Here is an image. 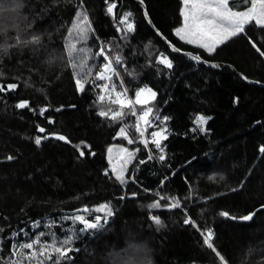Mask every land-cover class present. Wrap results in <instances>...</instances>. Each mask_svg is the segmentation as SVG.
Instances as JSON below:
<instances>
[{
    "label": "trees",
    "instance_id": "1",
    "mask_svg": "<svg viewBox=\"0 0 264 264\" xmlns=\"http://www.w3.org/2000/svg\"><path fill=\"white\" fill-rule=\"evenodd\" d=\"M109 2L116 4L115 18L107 13L106 0H0V86L5 88L0 92V228L4 229L0 258L9 254L6 246L13 231L24 228L33 238L39 231L54 232L61 240L74 227L77 235L72 247L79 251L70 252L71 259L61 264H114L113 257L130 245L141 250L140 258L148 264H220L200 233L183 223L186 208L201 229L214 231V246L227 264H264V153L259 151L264 146V57L251 46L255 43L264 51V30L254 23L246 26L245 34L209 56L175 35L174 29L182 24V0H143L155 30L181 48L175 54L150 29L135 0ZM246 6L241 4V10ZM77 10L87 13L94 29L86 42L79 41L75 31L69 32ZM129 12L136 31L120 51L135 76L120 69L121 77L131 97L138 85L148 84L157 91L152 104L161 118L170 117L168 139L163 142L165 162L158 160L151 144L156 158L147 160L148 150L139 143L133 116L116 122L97 116L101 107L116 106L107 100L95 104L97 93L91 88L78 93L67 63L71 43L97 51L96 37L107 41L118 36L115 25ZM33 35L39 36L38 45L22 43ZM161 52L174 58L172 73L157 75L149 64ZM185 52L201 54L202 60L221 67L203 66ZM100 63L99 58L89 61L90 79ZM10 83L17 88L8 90ZM21 100L29 101L28 108H15ZM42 107L47 109L44 116L39 115ZM199 114L210 117L206 133L192 131ZM46 117L54 123L49 124ZM37 125L45 133H39ZM123 125L129 126L131 145L116 136ZM49 133L64 135L70 143L49 137L35 144L36 136ZM112 146L134 152L125 172L128 183L123 186L109 168L107 152ZM192 157L197 160L189 165ZM141 160L145 163L140 164ZM216 172L223 179L209 181L208 176ZM165 176L168 179L161 185ZM132 192L137 196L132 197ZM157 193L178 197L182 208L148 209L159 199ZM104 203L110 204L114 216L95 234L79 232L78 222L60 220L77 209L81 211L75 214L94 219V210L82 209ZM222 211L230 217L254 215L247 222L234 221L221 217ZM150 215H158L161 224L151 221ZM33 222H39V228H31ZM41 239L50 242L51 237Z\"/></svg>",
    "mask_w": 264,
    "mask_h": 264
},
{
    "label": "snow or ice",
    "instance_id": "2",
    "mask_svg": "<svg viewBox=\"0 0 264 264\" xmlns=\"http://www.w3.org/2000/svg\"><path fill=\"white\" fill-rule=\"evenodd\" d=\"M143 3V0H140ZM107 13L115 18L114 9L115 3H110L106 0ZM241 4L247 5L241 10ZM82 8V5L79 6ZM132 14L124 13L120 16L118 23L115 25V32L118 36H113L111 40H101L96 37L97 51H92L90 48L85 46H79L77 43H71L67 48V63L72 69L75 90L78 93H85L91 88L97 93L95 104H102L106 96L109 104L115 105L116 107H110L101 109L97 112V116L108 119L112 122L122 121L125 116L131 115L135 118V131L139 134V143H141L145 149L148 150L147 160L151 161L156 158L153 155V149L149 147L151 144L154 146L155 152L158 154V160L160 162L166 161L165 147L163 142L168 139L167 121L170 119L169 116H163L161 118L158 110L152 102L156 101L157 91L150 87L148 84L143 86H137L134 92V98L128 96V90L124 85V80L121 77L120 69L131 76H135L134 72H129L127 69V59L121 54V47L126 45L129 38L136 31L135 24L131 21ZM147 17V13H145ZM180 16L182 17V26L174 29L175 35L188 45H195L201 49L203 53H207L209 56L215 54L217 49L221 45H225L232 38L238 37L246 32V26L252 25L259 27L264 30V0H241L238 3L237 0H182V7L180 8ZM76 19H74L72 28L69 32H76L79 41L86 42L89 34L94 35V29L89 20V16L82 10H77L75 13ZM151 23V21H149ZM116 40L121 41V44L116 43ZM18 43H21L18 41ZM22 43L38 45L40 38L37 35L31 37V41H23ZM252 48L256 50L261 57H264V51H261L255 43H252ZM172 52L181 53V48L175 47L169 44ZM185 56L189 57L198 63L208 64L211 68L221 67L219 64L210 63L207 60H202L201 54H193L191 52H185ZM93 58H99L102 63L99 64V70L95 71V78L90 79L92 76V69L89 67V61ZM149 64L156 68L157 75L172 73L174 69V58H169V55L161 52L154 57L153 61L150 59ZM247 80V77H243ZM119 81L117 84L116 81ZM251 83V81H249ZM17 84L10 83L7 85L8 90H15ZM5 88L0 86V92H4ZM167 103V101H165ZM29 101L21 100L16 105L17 109L28 108ZM137 106H140L139 109ZM47 109L42 107L39 109V115L44 116ZM60 111V109H56ZM49 124H53L54 121L51 117H46ZM210 117L203 115H197L194 121L196 127L192 129L193 132L199 131L200 133H206L204 125ZM128 125L119 127L116 132V136L127 141L129 145L134 143V140L129 137ZM149 128L155 129L151 131V140L145 138V133ZM39 133H45V128L37 125ZM53 137L58 141L70 143L68 138L64 135L49 133L46 136H36L35 144L39 146L42 139H48ZM79 148V145H75ZM113 149L108 148V164L111 169L112 176L115 177V181L120 185H126L128 179L125 178V172L127 171L128 164L132 161L134 152L129 151L128 148H120L117 157L112 156ZM139 151V149H136ZM259 151L264 153V146H261ZM79 155L83 157L85 153L80 151ZM7 160L14 159L13 156H7ZM196 157H192L187 163L192 164L196 161ZM145 160H141L140 164H144ZM105 176L109 175L107 169H105ZM130 179V178H129ZM168 179L167 176L160 181L161 185H164ZM211 179V177H210ZM223 179V177H221ZM147 191V189L145 190ZM159 199L148 204V209H175L179 210L182 208V201L176 197H168L159 195ZM132 197L137 196L136 192L131 193ZM119 199H125V196H121ZM185 199H188L186 197ZM264 207V205H262ZM95 211L94 219H87L85 215L75 214L79 213L81 209L75 210L72 215L61 216L62 222L71 221L73 225L76 222L82 227L79 228V232L95 234L105 228L109 222V218L114 216V210L108 203L100 204L94 209L87 207L83 208L82 211L89 213ZM190 210L184 209L185 219L183 223L191 226L194 230L198 231L203 237V244L214 253L220 261V264H227L225 256L217 250L214 246L213 237L214 231L210 228L201 229L199 224L188 216ZM100 213L103 214L100 215ZM219 215L223 218H230L231 220L239 221H250L253 218L254 213L248 215H241L239 217L231 216L228 212L222 211ZM150 220L156 225L161 224L160 217L158 215H150ZM31 228H39V222H33ZM64 230V229H62ZM68 234L63 239L57 240L54 232L45 233L39 231L37 234L30 235L29 231L24 228L19 229V232L13 231L9 237V244L6 246L9 250L7 258H0V264H61L62 260H70L71 257L68 255L72 251H79L73 249L72 244L74 237L77 235L75 228H69L66 230ZM4 232L3 228H0V233ZM49 235L51 237L50 242L48 240H42L41 237ZM24 237V238H21ZM4 249L0 248V251ZM140 249L134 246L129 248L119 255L113 257L114 264H148L147 261L141 260ZM251 251V250H250ZM53 254L55 258L53 259Z\"/></svg>",
    "mask_w": 264,
    "mask_h": 264
},
{
    "label": "rangeland",
    "instance_id": "3",
    "mask_svg": "<svg viewBox=\"0 0 264 264\" xmlns=\"http://www.w3.org/2000/svg\"><path fill=\"white\" fill-rule=\"evenodd\" d=\"M182 18V17H181ZM181 26H182V24H181ZM180 26V27H181ZM184 42V41H183ZM128 96L130 97V98H134V97H131L130 95H129V92H128ZM105 100H107L108 101V99H107V96H106V98H105ZM138 107H140V106H137V108ZM199 115H201V114H199ZM203 116H205V115H203ZM205 117H207V116H205ZM196 119V118H195ZM133 120H134V125H135V123H136V120H135V118L133 117ZM195 121V120H194ZM196 127V125H195V123H194V128ZM204 127H205V125H204ZM112 149H113V151H112V156H113V158H114V160H115V158L117 157V154H118V152H119V149L120 148H125V147H123V146H112L111 147ZM130 151V150H129ZM108 155H109V153L107 152V160H108ZM210 177H211V179H210ZM221 177H223V174H221V172H216V173H213V174H211V175H209L208 176V179H209V181H214V182H220L221 181ZM215 195L216 194H214V195H212L211 197H215Z\"/></svg>",
    "mask_w": 264,
    "mask_h": 264
},
{
    "label": "water",
    "instance_id": "4",
    "mask_svg": "<svg viewBox=\"0 0 264 264\" xmlns=\"http://www.w3.org/2000/svg\"><path fill=\"white\" fill-rule=\"evenodd\" d=\"M135 2L137 3V4H139L142 8H143V12H144V16H145V13H146V11H145V8L143 7V5H142V3L139 1V0H135ZM145 20L147 21V23H148V26L150 27V29L152 30V31H154L155 33H156V35L168 46V48H169V50L171 51V48L169 47V43L160 35V33L159 32H157L156 30H155V28L152 26V24L151 23H149V19H148V17H146L145 16ZM173 53H175V52H173ZM175 54H180V53H175ZM201 65H203V66H206V67H209V65L208 64H204V63H200ZM249 82V81H248ZM63 142V141H62ZM243 222H245V221H243Z\"/></svg>",
    "mask_w": 264,
    "mask_h": 264
},
{
    "label": "built area",
    "instance_id": "5",
    "mask_svg": "<svg viewBox=\"0 0 264 264\" xmlns=\"http://www.w3.org/2000/svg\"><path fill=\"white\" fill-rule=\"evenodd\" d=\"M151 131H153V129L149 128L148 131L145 133V138L149 139V141L151 140V137H150Z\"/></svg>",
    "mask_w": 264,
    "mask_h": 264
}]
</instances>
